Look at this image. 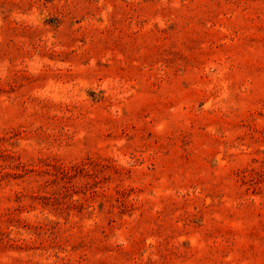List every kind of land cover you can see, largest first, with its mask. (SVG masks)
I'll return each instance as SVG.
<instances>
[{
    "label": "rangeland",
    "instance_id": "obj_1",
    "mask_svg": "<svg viewBox=\"0 0 264 264\" xmlns=\"http://www.w3.org/2000/svg\"><path fill=\"white\" fill-rule=\"evenodd\" d=\"M0 264H264V0H0Z\"/></svg>",
    "mask_w": 264,
    "mask_h": 264
}]
</instances>
